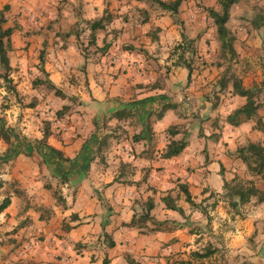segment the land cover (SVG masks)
Segmentation results:
<instances>
[{"label":"rangeland","instance_id":"374dc122","mask_svg":"<svg viewBox=\"0 0 264 264\" xmlns=\"http://www.w3.org/2000/svg\"><path fill=\"white\" fill-rule=\"evenodd\" d=\"M122 1L87 0L86 6H84L81 0H54L48 9H46L41 6L40 0H0V12L3 13L6 19L4 25L22 31L16 36L13 35V42L22 41L26 44L24 46H14L8 52L11 64L9 76L12 80L11 85L15 93L7 91V85L0 80V126L12 132L10 138L12 140L10 143L11 150L21 148L23 145L24 147L27 145L28 150L30 147L32 161L29 158L26 162H20L21 167L25 171L27 170V173L20 174L22 176H18L14 181L10 182L18 186L26 184L33 190L34 194H38L35 195V198L37 196L41 198L39 190L47 189L45 188L47 184L51 189L61 187L55 177L49 176L51 171L46 168L45 163L55 166L56 172L61 171V166L56 163L51 155L44 157V160H46L44 163L40 150L36 148L39 145V138L45 129V121L49 122L50 130H52L51 133L53 134L48 140L63 141L64 138L60 137L61 129L59 126L61 122L63 120H67V122L78 120L82 124V127H86L89 124L93 126V128L91 127L90 134L86 135L85 141L89 139L93 132L104 131L109 133L108 146L112 147L113 145L115 146V143L124 141L130 143L132 134L140 129V125L133 118L117 121L109 117L110 113H105V115H102L98 119V114L101 112L103 106L92 117L93 109L89 107L88 103H83L78 96L74 94L66 95L64 93L63 96L53 94V91L45 82V76L38 70V52L41 46H39L37 39L39 37L38 30L34 34L35 30L30 27L31 22L29 19L31 18L29 16L31 14H34L35 18L45 13L49 14V11L56 14L54 21H60V24L65 29L57 32L56 35H52L51 30L49 31V36L53 41L50 57H58V54H60L63 60L68 59L70 62L74 56L67 53L66 55H62L61 50L66 49L67 46H77L82 55H88L91 51L90 47H92V53L96 52L98 59H103L108 66H115L119 57L126 50L133 48L131 43L126 41L122 35L123 27L128 23L132 27L140 23L143 26V30H146V32L141 33L146 39L141 37L140 45H145L148 39L150 41L156 40V43L153 45L149 44L150 46L147 48L145 46L139 47L141 50L139 52V59L145 62L142 67V75L144 74L145 78H149L148 83L144 86L145 91L154 92L152 96L155 97L153 104L149 105L148 110H156L162 102H173L175 104L173 111L177 117L175 122L168 119L165 121V123L167 122L166 124L158 126L159 132L152 130V141H154L157 150L169 139L168 132L166 131L168 126L174 125L177 127L178 133L173 136L175 139L183 135L187 139L189 137L188 129L193 121L198 126L197 135L193 139L196 142L199 140H209L206 139L207 135L203 134V132H206L207 134H217L221 138H225L224 140L226 141L221 144L224 146L228 142L227 140H230L229 144L232 146L236 145V147L247 141H262L264 143V27L253 28L250 24L254 16H264V0H239L231 6L226 27L234 36L233 46H235V53L232 57L228 53L223 54L219 49L215 27L211 18L206 13L208 8L219 10L216 0H182L175 23L171 21L166 12L154 6L145 4V9L144 7L142 8L146 11L141 14L140 10L142 9H139L134 4L130 5ZM89 3L91 4L89 5ZM104 8L112 19L111 23L104 30L97 29L96 36L94 35L92 38L87 25L89 19H83L81 16L88 15L91 19L100 17L103 14ZM136 12L139 13V17L135 16ZM156 24H160L161 26ZM157 27L159 29H156ZM151 31L155 33V38H152L149 34ZM181 31L188 38L194 40L193 44L199 53L194 58L193 70L188 83L186 82V69L172 65L168 57L172 54V47L179 43V33ZM65 32H69L70 34L64 35ZM27 37L32 39L25 41ZM54 37L56 38L54 39ZM105 44H108V47ZM93 46H96L95 51ZM103 49H106V51H103ZM46 54L47 51L44 61L47 60ZM0 71L2 72L1 68ZM76 71L77 69L70 68L69 76L67 77L69 85L73 89L87 87V84L83 83V80H77L75 76ZM116 73L118 72L116 71ZM232 76L238 77L243 87L254 88L256 92L255 99L259 103L256 115L244 122V126L239 131H235V126H230L223 121L224 116L231 113L239 105L238 99H233V95L231 96L229 93ZM38 78L41 82L35 81ZM55 86L62 91L59 86ZM158 91H161V93H158ZM195 92H200L198 93V97H194ZM240 100L243 103L244 99L240 97ZM128 101L124 100L120 103L123 104ZM63 105H67L68 109L64 111L63 115L58 116L55 114V111L59 110ZM213 118L216 119V125L211 124ZM155 120L154 115L151 114L149 117L151 128H153L152 123ZM225 124L226 130L224 129ZM162 128H164L163 131H161ZM22 129L26 130V132L23 133ZM16 137L19 143L13 141ZM93 137H95L94 140L98 138L95 135ZM65 139L68 138L65 137ZM120 146L128 151L130 149L134 154L139 153L143 148V145L137 148L127 143L126 145L121 143ZM3 147V142H0V150ZM8 147L6 145V148L10 151ZM112 147H108V149L102 152L104 157L112 151ZM112 154L115 153L113 152ZM11 159L13 158H9L0 164V169H7L9 165L11 166L12 163H9ZM228 159H230L229 164L226 162L223 164L218 163L220 171L228 167L229 169L236 168L233 170V172L238 170L237 173L234 172L235 174H244V169H241L242 165L237 160L233 161L230 157ZM206 160L205 158L202 163H200L199 159L196 163H188L181 173L182 176L176 175L180 172L175 169L179 164L176 162L171 163L168 169L169 172L159 174L156 179L161 189L154 188L153 192L157 196H163L165 190L170 188L176 181L175 179L185 181L187 189L193 194V200L196 202L201 201V207L204 206L203 209L205 211V215H203L197 208L189 207L190 211L187 217L191 216L190 227L195 233L191 245L195 249H200L209 243L215 244L217 250H223V245L221 247L222 240L213 233L214 226H219L218 219L220 218L219 215L218 217L213 216V212L217 205H221L219 203L221 201L216 202L215 200H218L217 197L215 194L210 193V191L205 193V190L207 191V189H204L206 185H201L198 182V177L202 173L206 174V169H202L207 164L205 163ZM239 166L240 168H238ZM122 171L129 173L130 169L122 168ZM187 177L189 181H186ZM20 180L23 182H20ZM138 181L129 180L128 182L136 183ZM4 183L7 187L8 182ZM211 184L217 185V179L215 183L211 182ZM257 184L264 186V179L258 180ZM147 186L150 185L148 184ZM175 198L177 199V197ZM41 199L43 200L44 197L42 196ZM181 200L183 201L179 197L177 202ZM36 204L37 201L34 202V209L38 210L39 207L35 206ZM182 216L184 220L178 222L184 226L186 217ZM165 221L169 223L170 220L166 219ZM48 224L59 229L58 226L61 225V221L59 222L56 219L55 221L45 223V225ZM11 230L8 229L4 234L10 233ZM87 234L94 235L95 233L89 231ZM54 235L57 234L55 233ZM4 240L2 239V241ZM86 244L77 241L72 244L71 248L75 252H80ZM213 261L218 263L217 259L211 260L210 258L206 260V264H214ZM32 263L40 264L38 261H32Z\"/></svg>","mask_w":264,"mask_h":264},{"label":"crops","instance_id":"0c3cea01","mask_svg":"<svg viewBox=\"0 0 264 264\" xmlns=\"http://www.w3.org/2000/svg\"><path fill=\"white\" fill-rule=\"evenodd\" d=\"M81 1L86 6L87 0ZM40 2L43 8L48 9L54 0H40ZM122 2L136 5L142 9L140 10L141 14L146 11L144 10L145 4L142 2L133 0H123ZM135 16L139 17V13L136 12ZM29 17L31 18L29 19L30 27L35 30L34 34L36 30L39 32V37H37L39 46L43 40L48 46L46 47L47 60L44 61L43 65L47 72V78L54 85L59 86L64 94H74L83 103H88L89 107L93 109L92 117L102 106L104 111L102 108L98 114V119L105 113H112L120 108L121 101L137 100L154 94V92L145 91L144 86L148 83L149 78H145L144 74L142 75V67L145 62L139 59V52L141 51L139 47L145 46L147 48L150 46L149 44L156 43V40L150 41L148 39L145 45H140V38L143 37L141 33L146 32L140 23L134 27L128 23L123 27L122 35L126 41L131 43L133 48L126 50L119 57L115 66H108L103 59H98L96 52L92 53V47H90L91 51L88 55H82L77 46H67L66 49L61 50L62 55L67 53L74 56L71 62L68 59L63 60L60 54L58 57L53 56L51 58L53 41L49 36V31L51 30L52 35H56L57 32L65 28L60 24V21H54L56 14L50 11L49 14L45 13L38 18H35L34 14ZM81 17L89 19L88 23L96 19H91L88 15ZM96 31L93 33L95 36ZM20 32L22 31L13 29L11 33L13 47L26 45L22 41L13 42V35L16 36ZM31 39L27 37L25 41ZM95 47L93 46L94 51ZM70 68L77 69L75 72L77 80H83L87 87L73 89L69 85L67 77ZM124 70L125 72H123ZM198 93L200 92H195L194 97H198ZM232 98H237L239 105L242 104L240 97L232 96ZM139 106L142 105L139 104ZM140 109L139 107L137 111ZM173 110H165L162 117L152 123V130L159 132L157 127L166 124L165 121L168 119L175 122L177 117ZM135 111L133 110V112ZM243 126L244 122L235 126L234 130L239 131ZM59 127L61 129L60 137H63L64 140H48L53 136L51 133L47 143L62 151L63 156L73 158L79 152L82 144L85 143V137L90 134L93 126L89 124L82 127L78 120L71 122L63 120ZM224 129L226 130V124ZM163 130L164 128L161 129V131ZM22 132L24 133L26 130L22 129ZM197 132L198 126L193 121L188 129L187 145L178 156L170 159L160 158V150L154 151L152 159L134 156L131 150L122 148L120 144L126 145L127 143L138 148L143 145V141H130V143L117 141L120 143L111 146L112 151L105 155L102 160L94 157L86 164V157L92 154L91 150L96 146L98 139L87 143L89 153L87 152L85 159L77 158L76 164L66 172L69 174L68 181H65L60 187L63 205L55 202L49 189L39 190L41 198L44 197L42 200L39 196L35 198V195L38 194H34L33 190L26 184L18 186L10 182L18 176H22L20 174L27 173V170L25 171L21 167L20 162H26L32 158V156L17 154L9 161L12 163L11 166L9 165V169H0V180L2 181L0 200L5 195L9 197L8 206L0 213V264H29L32 261H38L40 264H103V258L106 260L105 264H129L126 258L140 264H175L182 261V264H196L197 261H193L190 255V252L195 249L191 245L195 235L190 227L192 219L191 216L187 217L190 206L182 200L177 202L186 217L183 226L182 223L178 222L184 220L183 216L173 210L166 209L160 200L162 195L157 196L153 190L160 188L156 182L158 175L168 173L170 164L174 162L179 164L175 167L177 171H180L176 175L182 176L181 173L188 163H196L198 159L202 163L206 158L205 163L207 164L202 167V169H206V174L202 173L198 177V182L201 185H206L204 189L207 191L205 190V193L209 191L219 192L222 179H229L237 173L238 170L233 172L236 168L229 169L227 167L220 171L218 167V163L226 162L229 164V157L233 161L237 160L232 155L236 145L229 144L230 140H227L225 146L221 145L226 141L221 136L217 141L209 139L196 142L193 139H195ZM203 134L208 135L206 132ZM94 135L98 136V133H94ZM0 142L3 141L0 140ZM261 143L264 145L262 141ZM3 145L4 147L0 150L2 151L0 152V160L3 159L6 149L4 142ZM113 152L115 154H112ZM80 163L85 166L76 167ZM120 163L129 164V166H122V168H129L130 172L122 171V168H119ZM238 163L240 164V162ZM145 170H147V175L143 181L128 182L129 180H141ZM20 171L21 173H19ZM188 179L187 177L186 181H189ZM216 179L217 185H212L211 182L215 183ZM4 182H8L7 187ZM20 182L23 181L20 180ZM148 184L150 186H147ZM191 195L193 196L192 193ZM147 198H151L153 202L149 214L158 221L169 219V222L173 221L175 226H172V222L168 230L141 231L142 228L123 225V222H128L141 211L143 202ZM35 201H37L35 206L39 207L38 210L34 209ZM219 203L221 205H217L213 212V216L218 217L219 215L220 217L218 219L219 226H214L213 233L222 240L221 247L223 245V250H216L209 257L203 258V263L206 264V260L211 258V260L217 259L218 263L213 261L214 264H264V202L245 204L241 217L237 215L231 217L224 203ZM40 208H47L49 214L46 215V211ZM70 214H75L76 218L68 222L72 228L67 232H63L60 226H58L59 230L49 224L45 225V223L56 219L60 222ZM8 229L12 230L10 233L4 234ZM89 231L95 234H87ZM101 231L111 236L113 246L107 247L105 245ZM55 233L57 235H54ZM2 239H5L6 242ZM77 241L87 243L80 252H75L71 248L72 244ZM211 245L215 247V244Z\"/></svg>","mask_w":264,"mask_h":264},{"label":"trees","instance_id":"16d2710c","mask_svg":"<svg viewBox=\"0 0 264 264\" xmlns=\"http://www.w3.org/2000/svg\"><path fill=\"white\" fill-rule=\"evenodd\" d=\"M142 2L144 4L154 6L163 12H166L168 16L171 18V21L175 23L177 21V15L179 6L181 4L182 0H133ZM239 0H216V3L219 6V10H214L211 8H208L206 10L207 15L211 18L212 23L215 27V34L217 37V40L219 41V49L222 51L223 54L228 53L230 54V57L234 55V48H233V41L234 36L230 33L228 28L226 27V22L228 20L229 10L231 6L235 3H237ZM111 18L108 16L105 8L103 10V14L96 18L95 20H92L90 23H88V27L90 30V34L93 38V33L97 29H104L108 24L111 23ZM6 19L2 12H0V68L2 69V72L0 71V80H2L5 85H7V91H13L15 93V90H13V87L11 85L12 80L9 76V72L11 70V66L9 64V58H8V52L13 49V46L11 44V33L13 31V27L11 26H5ZM250 24L253 28H259L264 27V16H254ZM156 29H159L158 27ZM69 32H65L64 35H68ZM70 34V33H69ZM152 38H155L154 32H149ZM180 41L179 43L175 44L172 47L171 53L168 57L171 61L172 65L182 67L186 69V82L188 83L192 68H193V61L194 58H196L198 53V49L196 46H194L193 42L194 40L191 38H188L185 33L182 31L179 33ZM93 40V39H91ZM106 46L108 44H105ZM104 46V47H106ZM108 47V46H107ZM103 51H106V49H103ZM45 53H46V41L43 40L41 42V47L38 52V70L39 72L45 76V82L47 86L53 91V94L56 96H63V92L57 88L48 78H47V72L44 70V59H45ZM174 57V58H173ZM37 82H41V80L35 79ZM231 87L229 88L230 95L238 96L243 98V103L235 107L231 113L224 116L223 121L230 125V126H237L238 124L242 122H246L250 120L253 116L256 115V111L259 108V103L256 101V92L254 88H245L242 86L241 81L238 77L232 76L231 81ZM162 96V95H160ZM164 98V97H163ZM155 100L154 96H147L141 99L137 100H129L126 103L121 104L120 108L110 113L109 117L114 118L115 120H123V119H134L137 123L140 125V129L132 134L131 136V142H139L143 141V148L142 150L134 154V156H140V157H146L147 159L153 158V153L157 148H155V143L152 141V128L149 121V117L151 114L154 115L155 119H160L167 109H173L175 108V104L173 102H162L158 106L156 110L149 111V105L153 104ZM162 101V99H161ZM142 105V106H139ZM141 108L140 111H137L138 108ZM68 109L67 105H63L59 110L55 111V114L58 116L63 115L64 111ZM133 110H136L133 112ZM148 110V111H146ZM154 111V112H152ZM260 123V121L258 120ZM96 123V121H95ZM216 119L213 118L211 120V124L216 125ZM94 124V121H93ZM261 125V124H260ZM262 127V125H261ZM44 130L42 132L41 137L39 138V145L36 146L38 150H40V154L42 156V161L45 163L46 160H44L46 155H51L52 158L56 161V163L61 166V171L59 172L55 171V166H50L48 163H45V166L47 169H50L49 176L55 177L57 181L59 182V185H62L65 181H68L69 174L66 173L69 169H71L77 161V158L81 157L84 158L87 155V152L89 153L88 145L87 143L94 141V132L91 134L89 139L85 141V143L82 144L79 152L75 157L69 158L63 156L62 151H60L57 148H54L53 146L49 145L47 143V139L49 135L51 134L49 122L45 121ZM98 128V127H97ZM99 130V129H98ZM166 131L168 132L169 139L160 147L159 157L163 159H170L178 156L182 150L187 145V139L186 137L181 136L178 139H175L173 136L178 133L177 127L174 125H170L166 128ZM95 133H98V140L96 143V146L91 150L92 154H89L88 157H86L87 163L91 161L94 157H99L98 159L102 160L104 158L103 151L105 149L110 148L111 146H108V132L100 131V133L97 131ZM11 135L12 132H9V130H6L4 127L0 126V140L3 141L8 148H10V151L6 148L3 154V159L0 160V164L7 161L9 158H14L17 154H23L26 156H31L30 147L28 150V146L24 145L21 148H16L11 150L10 143H11ZM186 136V135H185ZM208 139H211L212 141H217L219 136L217 134H208ZM15 143H19L18 138L16 137L13 140ZM130 150V149H129ZM10 152V153H8ZM233 158H236L238 162L243 166V173L244 174H234L229 179H222L221 187L219 192H213L210 191V193L215 194L218 200L224 203L225 208L227 209V212L230 213L231 217L234 215L242 216L243 214V206L249 202L252 203H262L264 202V186H259L257 184L258 180L264 179V145L259 141H247L242 145L237 146L234 151L232 152ZM79 166L77 167H84L83 163L77 164ZM122 166H129V164H122L120 163L119 168L121 169ZM147 175V170H145V173L143 174V178H141L140 181H143L144 178ZM176 181L173 183V185L170 188H167L165 190V194L160 198L161 202L164 204V207L166 209L173 210L177 212L179 215H183L182 208L176 203L177 200L180 198L183 199V201L188 204L192 208H197L200 213L205 215L204 206L201 207V201L195 202L192 198L191 193L187 189V184L185 182H182L180 180L175 179ZM2 185V181L0 180V187ZM45 188L49 189L51 191V194L53 198L55 199V202L59 205H63V198L61 195V190L58 187L57 189H51L48 184L45 186ZM173 190V191H172ZM177 197V199L175 198ZM9 204V197L8 195H5L0 200V213L8 206ZM153 207V202L151 198H147L143 202V206L141 208V211L136 214L135 217H132L128 222H123V225L125 226H136L138 228H142L141 231H147V230H168L171 227L172 222H167L165 220L158 221L155 220L150 214L149 211ZM43 209V211H46V215L49 214L47 208H40ZM76 218L75 214H70L66 219L63 218L61 220L60 229L63 232H67L69 229L72 228L68 224V222L72 219ZM175 223L173 222L172 226ZM101 236L103 238V241L105 242V245L107 247L113 246V241L111 240V236L107 234L104 231H101ZM217 248L213 247L211 244H206L202 248L198 250H194L190 252V255L193 259V261H197L196 264H204L203 258L209 257L214 251H216ZM126 261L129 264H140L138 262L133 261L130 258H126ZM102 263L105 264L106 260L104 258L102 259ZM182 262H178L175 264H182ZM33 264V263H29Z\"/></svg>","mask_w":264,"mask_h":264}]
</instances>
